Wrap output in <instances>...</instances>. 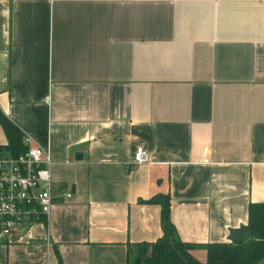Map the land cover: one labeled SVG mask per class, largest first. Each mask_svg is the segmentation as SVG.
<instances>
[{
    "label": "crops",
    "instance_id": "1",
    "mask_svg": "<svg viewBox=\"0 0 264 264\" xmlns=\"http://www.w3.org/2000/svg\"><path fill=\"white\" fill-rule=\"evenodd\" d=\"M0 109L71 191L0 264H127L158 192L182 240L238 237L264 201V0H0Z\"/></svg>",
    "mask_w": 264,
    "mask_h": 264
},
{
    "label": "trees",
    "instance_id": "2",
    "mask_svg": "<svg viewBox=\"0 0 264 264\" xmlns=\"http://www.w3.org/2000/svg\"><path fill=\"white\" fill-rule=\"evenodd\" d=\"M0 123L8 138L7 147L13 151L23 149L19 128L1 109ZM142 201L159 203L162 235L153 242L128 243L127 264H264V201L250 202L247 222L240 227V232L246 236L205 243L185 241L179 237L170 218L168 192L155 193ZM198 246L205 249L204 259L192 253Z\"/></svg>",
    "mask_w": 264,
    "mask_h": 264
},
{
    "label": "built area",
    "instance_id": "3",
    "mask_svg": "<svg viewBox=\"0 0 264 264\" xmlns=\"http://www.w3.org/2000/svg\"><path fill=\"white\" fill-rule=\"evenodd\" d=\"M21 143L19 151L0 144V241L8 239L16 222L46 218L59 195L71 196L70 190L58 191L54 184L48 151L29 134L23 135ZM146 160L147 153L138 147L133 162Z\"/></svg>",
    "mask_w": 264,
    "mask_h": 264
},
{
    "label": "rangeland",
    "instance_id": "4",
    "mask_svg": "<svg viewBox=\"0 0 264 264\" xmlns=\"http://www.w3.org/2000/svg\"><path fill=\"white\" fill-rule=\"evenodd\" d=\"M240 236H246L243 232H240ZM133 255H135L136 254V248L134 247V251H133Z\"/></svg>",
    "mask_w": 264,
    "mask_h": 264
},
{
    "label": "water",
    "instance_id": "5",
    "mask_svg": "<svg viewBox=\"0 0 264 264\" xmlns=\"http://www.w3.org/2000/svg\"><path fill=\"white\" fill-rule=\"evenodd\" d=\"M78 157H80V155H78Z\"/></svg>",
    "mask_w": 264,
    "mask_h": 264
}]
</instances>
